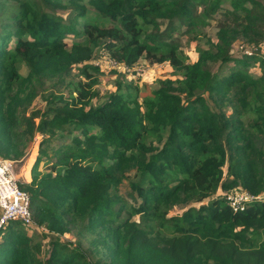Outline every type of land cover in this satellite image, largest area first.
Segmentation results:
<instances>
[{"label": "trees", "instance_id": "1", "mask_svg": "<svg viewBox=\"0 0 264 264\" xmlns=\"http://www.w3.org/2000/svg\"><path fill=\"white\" fill-rule=\"evenodd\" d=\"M212 22L216 42L188 63L182 36ZM239 39L251 55L232 52ZM263 44L264 0H0V157L23 167L41 137L19 187L35 226L54 235L45 249L30 226L7 223L0 264H109L115 236L134 253L125 264H264V201L243 213L226 201L264 193ZM97 53L128 70L166 66L177 79L144 97L119 85L99 103ZM73 68L91 80L76 96L47 87ZM39 95L45 106L28 114ZM132 168L137 207L113 191Z\"/></svg>", "mask_w": 264, "mask_h": 264}, {"label": "rangeland", "instance_id": "2", "mask_svg": "<svg viewBox=\"0 0 264 264\" xmlns=\"http://www.w3.org/2000/svg\"><path fill=\"white\" fill-rule=\"evenodd\" d=\"M89 16L91 18L95 17L92 8H90ZM76 39L77 38L73 36L69 37L67 39L69 46L70 43L75 41ZM208 40H212L214 42H216L217 40L216 22H212V26L204 29L201 35L200 32H198L196 36L195 35L182 36V44H183L182 51L184 52L188 63H195L198 60L197 48L207 47ZM245 44L247 45L244 39H239L235 47L233 48L232 52L233 53L240 52L241 47H243ZM102 54L103 53H97L96 58H94L92 62L94 64L99 62L101 65L99 66L101 70L100 73H93V77H96L98 79V83L97 85L94 86L93 89L95 92L99 93L100 95V97L98 98V100H100L99 103L104 102V99H106L110 94L116 93L117 91H121L119 85L131 84L134 87L137 86L139 89L140 96L144 97L150 95V93L153 90L160 88L161 83L163 81L177 79V77L173 74L172 69L166 66L156 67V65L154 66L148 65L147 63L144 62V60H141L135 68L130 70H128L127 68L124 69L125 71H123V69L122 70L112 69L107 64L106 55L102 56ZM19 70L22 76L24 77L29 76V70L24 63L21 62L19 64ZM251 71L256 74L259 73V70L257 68L251 69ZM52 73H54V70ZM50 80L51 81L47 83V87L49 89L54 88L55 91H59L61 94L65 96H69V95L76 96L79 93V88L81 83H91V80L83 76L81 74V71L77 68H73L69 73L65 75V77H63L62 80H59L56 76H53ZM124 91H126L125 88H123L122 92ZM25 92H26L25 89L20 88L15 95V99L17 100L23 97ZM44 106H45V102L42 100V96L39 95V97L33 101L32 107L29 109L28 114L32 113L37 109H41ZM40 140L41 137L37 136L35 143L33 144V147L31 149V155L25 166L19 167L21 161L7 159L13 163L14 172L16 175L17 174L19 175V178L22 181H27V179H30L31 181V169L38 154V146ZM60 142H61L60 138H57L55 144L59 145ZM40 171L44 173L43 171L45 170L43 169V167H41ZM25 175L27 179L25 178ZM138 180H139L138 172L133 168L130 169L125 174V178L121 179V181H119L114 185L113 188L114 196H117L124 202L128 203L130 206L137 207L141 200L138 198L137 193L132 190L130 184L137 182ZM186 209L187 207L183 205L176 206L170 211V216L180 215L183 212V210ZM136 219L138 218L136 217ZM27 229L29 230V233H32L33 235H37V238L45 244V249L47 243L54 240V238H52L54 237V235H52L50 231L45 227V224L38 226L36 225L34 227H27ZM262 237L264 241V233L262 234ZM60 239L63 242H67V241L75 242V238L73 235H65L60 237ZM102 240L103 238L100 237L99 247L101 249L103 248V244H101ZM260 241H262V239ZM115 251H117V254H115ZM104 252L106 253V257L109 258L108 261L109 264H120V263L125 264L134 255V253L130 254L125 251L122 240L117 236H115L114 241L110 243V249H105Z\"/></svg>", "mask_w": 264, "mask_h": 264}, {"label": "built area", "instance_id": "3", "mask_svg": "<svg viewBox=\"0 0 264 264\" xmlns=\"http://www.w3.org/2000/svg\"><path fill=\"white\" fill-rule=\"evenodd\" d=\"M264 45V44H263ZM244 54L251 55L252 49L241 47ZM112 69H122L116 61L106 57ZM97 65H100L97 62ZM126 69V68H124ZM20 178L15 174L13 163L0 157V229L7 223L20 221L26 226H35L30 211V196L20 189ZM227 205L236 213L246 212L252 205L264 201V194L254 195L250 192H236L226 197Z\"/></svg>", "mask_w": 264, "mask_h": 264}, {"label": "bare ground", "instance_id": "4", "mask_svg": "<svg viewBox=\"0 0 264 264\" xmlns=\"http://www.w3.org/2000/svg\"><path fill=\"white\" fill-rule=\"evenodd\" d=\"M37 147V146H36ZM36 147H35V149H36ZM34 154V153H33ZM36 161V160H35ZM34 164V163H33ZM25 169V168H24ZM29 169V168H28ZM29 172V171H28ZM22 173V172H21ZM25 174V173H24ZM29 174V173H28ZM18 175V174H17ZM29 176V175H28ZM18 177H19V175H18ZM25 178H26V175H25ZM27 179V178H26Z\"/></svg>", "mask_w": 264, "mask_h": 264}, {"label": "crops", "instance_id": "5", "mask_svg": "<svg viewBox=\"0 0 264 264\" xmlns=\"http://www.w3.org/2000/svg\"><path fill=\"white\" fill-rule=\"evenodd\" d=\"M30 176V175H29ZM27 181H30V179H27Z\"/></svg>", "mask_w": 264, "mask_h": 264}]
</instances>
